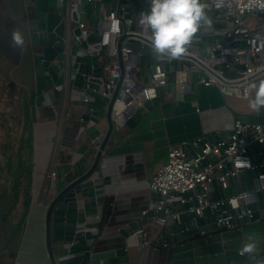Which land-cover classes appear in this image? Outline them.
<instances>
[{
  "label": "crops",
  "instance_id": "0c3cea01",
  "mask_svg": "<svg viewBox=\"0 0 264 264\" xmlns=\"http://www.w3.org/2000/svg\"><path fill=\"white\" fill-rule=\"evenodd\" d=\"M24 1H28V9H32L35 18L37 42L29 59L36 70L34 83L40 85L37 88L34 84L38 94L35 110L43 117L41 122L54 124L50 134L59 147L53 165L58 178L57 184L46 189L44 204L34 201L32 210L28 208L29 216L13 264H52L45 244L44 207L47 209L57 193L73 182L54 203L49 218L56 264H249L247 256L238 255V249L245 234L252 232L258 234V255L264 257L263 192L257 193L253 215L247 221L235 222L232 229L210 225L208 235L199 234L197 228L183 230L187 215L181 214L179 223L169 222L161 229L151 227L152 241L142 249L127 240L141 224L142 211L148 210L147 219L154 215L147 182L165 162L170 146L188 141L185 148L191 151L195 148L191 141L199 135L208 141L227 136L234 117L264 123V110L257 115L250 110L249 99L224 97L214 87H205L198 97L188 100L183 94L176 95L170 86L161 88L158 96L145 101L143 107L134 108L125 122L119 120L109 125L106 102L90 94V101L81 100L82 94H88L85 76L94 68L90 58H79L74 72L71 71L74 63L70 53L74 45L70 36L76 26L69 21L67 9L60 8L57 0ZM115 1L102 0L94 15L90 11L85 14L92 35L98 37L96 20ZM140 6L135 8L134 19L138 23L143 11ZM94 16L93 25H89ZM124 39V35L118 36L119 43ZM132 45L137 46L133 42ZM200 49L206 51L204 46ZM96 61L101 63L99 56ZM138 61L140 71L146 73L154 61L148 47L142 50ZM85 64H89L88 72L83 70ZM55 84L61 86L59 91ZM188 90L196 91L195 83ZM46 91L50 95L48 104L42 96ZM93 164V170L84 177ZM35 173L38 177L37 169ZM242 186L256 187L251 172H247L244 185L238 179L231 181L234 189ZM197 222L198 227L212 223L213 215L200 217ZM79 225L82 229L76 231ZM32 233L34 239L29 237ZM66 252L69 256L64 258Z\"/></svg>",
  "mask_w": 264,
  "mask_h": 264
},
{
  "label": "built area",
  "instance_id": "2783aa9c",
  "mask_svg": "<svg viewBox=\"0 0 264 264\" xmlns=\"http://www.w3.org/2000/svg\"><path fill=\"white\" fill-rule=\"evenodd\" d=\"M57 1L60 8L67 9L68 19L75 22L77 30L70 36L74 45L71 62L100 56L105 50L107 59L100 63L101 73L86 74L85 84L88 89L107 97L111 123L118 122L119 117L125 122L134 108L155 99L167 84L176 95H182L189 89L193 72L200 73L197 82L214 87L224 97L236 99H250L254 96L251 83L264 79V10L250 7L249 0H223L222 5L219 0H204L209 5L207 14L213 21L212 30L202 29L194 37L188 53L179 60L154 57L156 62L146 73L140 71L138 57L148 47V34L134 17L135 8L142 5L140 9L146 11L149 0H116L113 7L101 10L95 24L96 41H88L91 33L85 14L90 11L89 14L94 15L102 0H83L86 9L82 10L77 9L81 0ZM119 35H124L125 39L117 45ZM203 46L205 52L200 49ZM133 68L139 71L134 78L131 76ZM93 84L98 89L91 87ZM55 85L59 90L61 86ZM73 92L78 91L73 89ZM42 96L48 104L49 93L43 92ZM92 98L89 94L81 95L84 102ZM100 141L101 137L95 145L97 149ZM187 143L181 141L170 146L165 162L147 182L154 215L147 219L148 210L142 211L141 224L127 237L138 249L151 243V227L161 229L169 222L179 223L181 214L187 215L183 230L197 228L199 234L208 235L210 225L232 229L236 226L235 218L242 215L238 207L245 206L244 213L251 217L258 201L257 193H264V123L234 117L227 136L208 141L199 135L191 141L195 147L191 151L186 150ZM240 171L251 172L256 187H238L233 194L224 196L222 190L237 180ZM51 175L54 177L53 173ZM207 214L213 215V222L198 227L197 219ZM81 229L79 225L76 231ZM68 256L66 252L64 258Z\"/></svg>",
  "mask_w": 264,
  "mask_h": 264
},
{
  "label": "rangeland",
  "instance_id": "374dc122",
  "mask_svg": "<svg viewBox=\"0 0 264 264\" xmlns=\"http://www.w3.org/2000/svg\"><path fill=\"white\" fill-rule=\"evenodd\" d=\"M46 3L48 0H45ZM28 1L24 0H0V261L7 262L13 242L23 235L17 222L21 219L23 208V192L29 190V206L34 201L43 203L46 189L57 184V170L55 168V157L58 145L53 136L54 124L43 121V117L36 114L34 100L38 98L37 88L40 85L34 83L36 70L30 65L29 48L33 50L36 45L34 35L35 18L32 9H28ZM22 3V8L20 4ZM46 6V4H45ZM29 10V12H28ZM24 12V14H23ZM27 14V15H25ZM95 16L88 23H94ZM43 24L41 23L40 27ZM74 26V24H73ZM19 30L24 36V46L15 47L12 43L11 34L13 30ZM51 74L54 70L48 68ZM137 68H133L131 76L134 78ZM105 76V73H104ZM80 74L77 75V80ZM12 83V84H11ZM59 91V90H58ZM33 95L32 101L29 98ZM33 104V105H31ZM39 106L38 104H36ZM121 117H119V120ZM122 122V120H120ZM53 125V126H52ZM40 130L43 132L40 133ZM49 135H46V134ZM26 139L25 147L19 150L18 147ZM21 142V143H20ZM6 144L11 148L6 150ZM5 151V155L3 153ZM7 155L11 156L9 160ZM18 157H21L23 164L30 167V176L22 175L18 184V194L13 192L12 169L18 167ZM29 157V159H28ZM23 158V159H22ZM54 159V160H53ZM54 167V168H53ZM36 169L38 177L35 176ZM51 171V172H50ZM50 173V176L48 175ZM54 177H52V174ZM63 180V179H59ZM37 183V184H36ZM61 183V182H60ZM44 204V203H43ZM46 211V208L44 207ZM43 210V211H44ZM44 213V212H43ZM42 213L41 218H44ZM29 216L27 210L26 221ZM25 221V223H26ZM16 224V226H15ZM17 229V230H16ZM15 232V234H14ZM11 237V239H9ZM35 238L34 233L29 235ZM19 247V245H18ZM18 250V248H17ZM16 250V252H17ZM12 259V264L15 262Z\"/></svg>",
  "mask_w": 264,
  "mask_h": 264
},
{
  "label": "clouds",
  "instance_id": "9594fccd",
  "mask_svg": "<svg viewBox=\"0 0 264 264\" xmlns=\"http://www.w3.org/2000/svg\"><path fill=\"white\" fill-rule=\"evenodd\" d=\"M223 4V0H219ZM250 7L264 10V0H249ZM204 0H149V7L140 13L139 25L148 34V47L158 60H179L184 57L202 30H212L213 21L207 14ZM15 47L24 46V36L17 29L11 34ZM254 96L249 99L250 110L260 115L264 110V79L251 83ZM258 234L246 233L238 255L247 256L249 264H264L258 255Z\"/></svg>",
  "mask_w": 264,
  "mask_h": 264
},
{
  "label": "water",
  "instance_id": "95a60500",
  "mask_svg": "<svg viewBox=\"0 0 264 264\" xmlns=\"http://www.w3.org/2000/svg\"><path fill=\"white\" fill-rule=\"evenodd\" d=\"M83 3H84V1L81 0V3L77 6V9L78 10H82L83 9V7H84V4ZM73 17L75 18V15H73ZM76 31L77 30H75V32ZM122 38H123V36H121L120 39H122ZM85 44H86L85 40H82V45L85 46ZM117 45H119V42L117 43ZM155 62H156V59L154 58L153 63H155ZM90 64L94 68L92 74L93 75H99L101 73V66L96 61L95 55H92L90 57ZM75 67H77V63H74L72 65V68H71V71L72 72H74ZM88 67H89V64L83 65V70L85 72H88ZM198 75H200V73H196V72L191 73L189 87H190V85L192 83H195V85H196V91L187 90L186 92L183 93L184 99H188V100L194 99V98L198 97V95H199L200 92H203L204 91L205 86L202 83L197 82V76ZM169 87H170V85L167 84L163 88L164 89H168ZM93 88L98 89V86L97 85H94ZM85 90H86V92L88 94L92 95L95 98L101 99L103 102H107V100H108L107 97L102 96L98 91H92V90H90L88 88H86ZM101 113L104 114V108L101 109ZM107 119H108L109 125H112V123L110 121V102H109L108 107H107ZM99 153L100 152L98 151L97 157L95 159V162L98 159ZM93 168H94V164L86 172V174L83 175V176L85 177L86 175L90 174V172L93 170ZM237 179L240 181V183L242 185H244V182L246 180V173L244 171L238 172L237 173ZM73 183H70L66 187L62 188L57 193V195L54 197V199L48 204L47 209H46V213H45V244H46L47 253H48L49 257H50V260H51V263L52 264H56V263H55V258H54L53 254H52V251H51V244H50V234H49V218H50V214H51V211H52V208H53L54 203L70 188V186H72ZM235 191H236V189H234L231 186H228L227 188H225V189L222 190V193H223L224 196H229V195L233 194V192H235ZM204 212L206 213L207 210L205 209ZM238 212L241 213L242 215L240 217H236L235 218V222H243V221H247L249 219L248 215H246L244 213L245 212V206L241 205L240 207H238Z\"/></svg>",
  "mask_w": 264,
  "mask_h": 264
},
{
  "label": "trees",
  "instance_id": "16d2710c",
  "mask_svg": "<svg viewBox=\"0 0 264 264\" xmlns=\"http://www.w3.org/2000/svg\"><path fill=\"white\" fill-rule=\"evenodd\" d=\"M20 7L22 8V3L20 4ZM24 14V12H23ZM27 15V14H25ZM97 40V37L90 34L89 37H88V41H96ZM30 50H29V57H30V54H31V48L28 47ZM107 59V56H106V53H105V50H103L101 53H100V56H99V61L101 63L105 62ZM30 61V60H29ZM12 84V83H11ZM29 98L30 100L32 101L33 99V95L30 93L29 95ZM33 105V104H31ZM25 142H26V139L25 141L19 145L18 149L20 150L23 147H25ZM21 143V142H20ZM26 146H27V142H26ZM6 150H9L11 148V146L9 144H6ZM4 155H5V151H3ZM6 158H8L9 160L11 159V156L10 155H7ZM23 159V158H22ZM29 159V157H28ZM18 160H19V163H18V167H16V169H12L10 173H12V179H13V184L11 185V189L14 190L13 192H15L16 194H18V184L21 182V179H22V175L23 174H26L27 176H30V167L26 164H23L22 160H21V157H18ZM24 196H23V208L25 210H22L21 212V219L16 223L17 224V229L18 227L20 228V230H22L24 224H25V221H26V217H27V210H28V206H29V196H30V192L29 190H25L23 192ZM15 224V226H16ZM16 229V230H17ZM15 234V232H14ZM11 239V237L9 238ZM18 245H19V239L17 241H14L13 242V245H12V248L10 249V252H9V255L8 257L10 258L9 261L7 262H1L0 261V264H12V259L15 257L16 255V250L18 248Z\"/></svg>",
  "mask_w": 264,
  "mask_h": 264
},
{
  "label": "bare ground",
  "instance_id": "6f19581e",
  "mask_svg": "<svg viewBox=\"0 0 264 264\" xmlns=\"http://www.w3.org/2000/svg\"><path fill=\"white\" fill-rule=\"evenodd\" d=\"M19 264V263H18Z\"/></svg>",
  "mask_w": 264,
  "mask_h": 264
}]
</instances>
